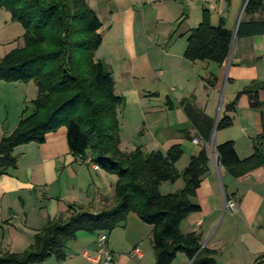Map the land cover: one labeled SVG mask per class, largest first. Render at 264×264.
Segmentation results:
<instances>
[{"label":"trees","instance_id":"1","mask_svg":"<svg viewBox=\"0 0 264 264\" xmlns=\"http://www.w3.org/2000/svg\"><path fill=\"white\" fill-rule=\"evenodd\" d=\"M0 9L23 28L24 45L0 58V81H33L37 96L31 112L22 115L11 133L0 139V175L16 165L14 150L28 144H41L45 135L66 129L70 153L96 164L115 175L113 203L92 213L69 204L66 218L48 220L32 237L29 246L19 253L0 254V264H42L50 258L62 261L66 247L79 231L110 232L134 213L152 226L150 242L156 264H171L179 252L196 264H215V251L201 247L196 232L182 233L180 224L190 213L199 210L190 198L196 194L208 171L209 154L204 145L193 154L186 167L178 172L175 164L182 156L179 144L165 152L144 153L137 147L123 152L119 148L117 108L123 98L115 93L112 72L93 58L101 44V22L85 0H0ZM260 13L257 19L244 15ZM233 30L222 18L213 25L203 10L198 25L186 37L183 57L188 61H213L222 66L227 61ZM264 34V0H248L236 27V38ZM210 86L216 83L211 75ZM264 82L251 81L224 107V116L215 127L232 125L229 114L236 110L241 95H246L251 109L264 108L259 91ZM183 111L207 144L214 127L212 119L183 100ZM264 132L252 139L253 153L240 159L233 141L214 146L219 164L233 178L264 165ZM181 178L183 186L175 192L161 194L163 182Z\"/></svg>","mask_w":264,"mask_h":264},{"label":"crops","instance_id":"2","mask_svg":"<svg viewBox=\"0 0 264 264\" xmlns=\"http://www.w3.org/2000/svg\"><path fill=\"white\" fill-rule=\"evenodd\" d=\"M215 1L218 5L222 0ZM229 1L223 2L229 5ZM145 2L152 4L154 0ZM200 6L202 7L201 4ZM127 9L125 11L128 12ZM96 15L99 18L97 13ZM8 17L10 20L8 12L2 15L4 19ZM259 17L261 14L258 12L244 15L243 18L248 20ZM238 22L236 20L230 28L233 32ZM2 27L1 25L0 30ZM6 42L1 40L0 46L3 47ZM1 47L0 58L7 54L6 51H1ZM183 51L177 53L168 49L164 53V65L171 72V84H176L175 78L181 79L184 91L181 90L174 100L166 101L165 106L159 109L163 112L162 117L153 115L148 118L145 128L149 137H144V132L140 131L142 140L124 147L119 135V148L123 152L137 147L144 153L157 150L165 152L170 146L179 144L182 156L175 167L181 172L190 157L206 145L209 154L208 171L196 194L190 198L192 203L199 206V210L186 216L180 224V231L196 232L200 237L201 247L215 251V264H264V165L233 178L219 164L214 151V146L233 141L237 156L244 159L253 153L252 139L264 132V108L251 109L246 95L239 97L236 110L229 114L232 125L224 129L215 127L218 119L224 116L225 105L242 90L239 89L238 82L249 84L251 81H263L260 73L264 68V34L235 38L225 64L217 65L211 72L206 70L205 73H200V67H196L198 61L186 60ZM116 63L114 69H111L113 79L126 85L118 95L126 105H140L145 95L143 87L132 82L129 84V78H132L129 65ZM257 63L260 64L259 69L255 67ZM211 75L216 77L214 86L208 83ZM3 83L5 82L0 81V139L11 133L20 117L25 115L24 110L19 111V106L26 104L27 100L25 97L17 98L16 110L11 117L5 90L10 92L11 85H14L13 89H22L23 84ZM114 83L116 85L117 81ZM224 87H230L226 102L220 99ZM258 96L264 101V90L259 91ZM183 100L189 101L213 120L209 143L206 144L201 138L197 143L192 142V138L199 134L183 111ZM261 148L264 151V142ZM13 154L16 165L0 175V254L25 250L32 242L35 232L48 220L68 216L69 204L95 213L113 203V185L116 179L99 167L94 169L93 163L73 156L67 147L64 127L47 133L41 144L31 142L16 147ZM182 186L183 181L179 178L173 183H161L158 190L161 194H167ZM151 231V225L142 222L136 214L129 213L113 230L101 232L106 235V246L112 256L110 264H156L150 242ZM101 233L79 231L68 243L64 260L50 258L42 264H97L92 257ZM135 247L139 249L140 256L133 253ZM171 264L196 263L185 253L179 252Z\"/></svg>","mask_w":264,"mask_h":264},{"label":"rangeland","instance_id":"3","mask_svg":"<svg viewBox=\"0 0 264 264\" xmlns=\"http://www.w3.org/2000/svg\"><path fill=\"white\" fill-rule=\"evenodd\" d=\"M85 1L102 22L99 30L102 43L94 52L93 58L104 63L110 71L114 69L116 62L129 65L131 67L129 74L132 76L131 79L128 76L129 84L132 82L134 85H141L145 91L140 105L122 103L117 108L119 135L124 147L142 140L140 131L144 132V137H149L150 134L145 128L148 118L153 115L162 117L163 112L159 109L165 106L166 101L174 100L181 90L185 89L183 81L179 78H175V85L171 84L169 80L171 72L165 69L164 53L168 49L177 53L184 50L189 29L200 21L203 10L208 11L213 25L217 24L218 17L222 16L225 26L229 29L234 26L236 20L242 18L244 10L241 9V0H230L229 5H225L222 0L219 6L215 0H154L152 4L146 3L145 0ZM3 14H7V11L0 9V27L3 26L0 30V41L7 42L0 47L1 51L8 53L24 45V31L19 23L9 20V17L2 18ZM259 65L256 64V69L260 68ZM216 66L213 61L196 63V67H200V73H205L206 70L211 72ZM260 77L264 82V68ZM113 80L117 81L114 86L115 93L120 95L122 87L126 85L120 84L116 78ZM21 84L22 89H13L14 85H11L10 92L5 90L11 117L16 110L17 98L27 99L26 104H20L19 111L24 110L25 115H28L31 112L30 100L37 96V88L33 81ZM237 85L239 89H243L248 84L238 82ZM228 89L224 87L220 96L224 102L228 100ZM156 93L158 95H155ZM112 177L116 179L115 175Z\"/></svg>","mask_w":264,"mask_h":264},{"label":"built area","instance_id":"4","mask_svg":"<svg viewBox=\"0 0 264 264\" xmlns=\"http://www.w3.org/2000/svg\"><path fill=\"white\" fill-rule=\"evenodd\" d=\"M149 1H151V0H149ZM247 1L248 0H243L241 9H244ZM199 140H200L199 136H195L192 138L193 143H197V142H199ZM85 162L91 163L90 157H87L85 159ZM92 166L94 169H98V166L96 164H92ZM231 207H232V205H231ZM105 241H106V235H105V233H101L97 238V242H96L97 248H96L94 256L92 257V260L97 264H110L112 261L111 253L108 250ZM133 253L137 256H140V251L137 247H135L133 249Z\"/></svg>","mask_w":264,"mask_h":264},{"label":"water","instance_id":"5","mask_svg":"<svg viewBox=\"0 0 264 264\" xmlns=\"http://www.w3.org/2000/svg\"><path fill=\"white\" fill-rule=\"evenodd\" d=\"M235 38H236V28H235V30H234V34H233V41H232V44H233V42H234ZM231 47H232V45H231Z\"/></svg>","mask_w":264,"mask_h":264}]
</instances>
